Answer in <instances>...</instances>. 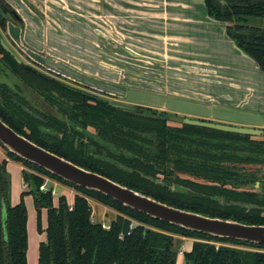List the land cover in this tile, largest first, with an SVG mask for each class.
Returning <instances> with one entry per match:
<instances>
[{
  "label": "trees",
  "instance_id": "trees-1",
  "mask_svg": "<svg viewBox=\"0 0 264 264\" xmlns=\"http://www.w3.org/2000/svg\"><path fill=\"white\" fill-rule=\"evenodd\" d=\"M204 2L208 15L226 22L227 35L264 71V0ZM14 14L0 0V39ZM0 70L6 78L0 82V118L37 145L165 204L264 225V139L171 125L168 113L146 107H113L87 88L65 85L58 77L17 62L1 44ZM40 102L55 112L41 108ZM3 149L8 158L78 192L71 206L63 196L54 205L52 190L40 189L44 179L23 170L38 214L37 229L46 235L39 244L38 264H176L180 248L175 237L194 239L191 249L183 252L185 264H264V243L215 238L150 218ZM5 165L1 160L0 264H26V209L22 199L9 203ZM88 198L116 211L108 229L93 221ZM42 209L45 229L39 222Z\"/></svg>",
  "mask_w": 264,
  "mask_h": 264
},
{
  "label": "crops",
  "instance_id": "crops-1",
  "mask_svg": "<svg viewBox=\"0 0 264 264\" xmlns=\"http://www.w3.org/2000/svg\"><path fill=\"white\" fill-rule=\"evenodd\" d=\"M4 1L15 14L2 39L42 71L119 103L133 87L167 97L146 108L264 130V71L227 35V23L208 15L204 0ZM3 159L11 177L13 159L0 146ZM26 232V264H38L45 232L29 235L27 220ZM175 238L191 249L194 239Z\"/></svg>",
  "mask_w": 264,
  "mask_h": 264
},
{
  "label": "water",
  "instance_id": "water-1",
  "mask_svg": "<svg viewBox=\"0 0 264 264\" xmlns=\"http://www.w3.org/2000/svg\"><path fill=\"white\" fill-rule=\"evenodd\" d=\"M0 44L3 49L13 55L17 62H21L20 58L8 47L2 38L0 39ZM3 81H6V78L0 70V82ZM109 104L116 108L133 109L131 106L118 102L111 101ZM167 119L178 124L185 123L243 135L259 136L263 134V131L258 128L233 126L178 115H168ZM0 145L20 159L32 163L68 183L99 192L120 202L123 206L143 213L150 218L215 238L235 239L253 244L264 243V225L245 224L234 220L210 217L160 202L101 174L80 167L37 145L13 130L1 118Z\"/></svg>",
  "mask_w": 264,
  "mask_h": 264
},
{
  "label": "rangeland",
  "instance_id": "rangeland-1",
  "mask_svg": "<svg viewBox=\"0 0 264 264\" xmlns=\"http://www.w3.org/2000/svg\"><path fill=\"white\" fill-rule=\"evenodd\" d=\"M263 24H264V22H263ZM13 48H15V47H13ZM13 52L24 63H27L28 65H31V66L35 67L36 69L42 71L39 67L36 66V64H34L32 61H30L28 58H26L25 55L20 53V51L17 50L16 48L13 49ZM20 54H22V57L24 59L21 58ZM42 72L49 74V76L51 75V76H54L57 78V76H55L54 74H50V73H47L45 71H42ZM57 79H58V81H60L61 83H64L65 85L71 84L72 86L71 85H69V86L77 88L74 84L70 83L67 80L65 81L59 77ZM126 90H127L126 91L127 92L126 98H129V99H128V101H124L122 104L131 106V107H132V105H140L142 107H151L152 108L153 106H156L157 102H159L160 99L167 98L166 96H161V95L152 93L151 91L140 90V89H136L133 87H128V88H126ZM110 100H112V99H110ZM167 100H170V102L172 101L171 104L176 103V102L182 104L181 100H180V102L178 101V98H172V97L170 98L169 97V99H167ZM112 101L118 102V103L120 102V101H114V100H112ZM185 104H186V101L184 103V106H185V108H187ZM40 106H41V108L46 109L51 113L55 112L52 108H50L49 106H47L43 102H40ZM171 114H175V113H171ZM171 114H169V115H171ZM177 115L183 116L181 113H178ZM187 118H190V117H187ZM194 119H196V118H194ZM168 123L171 125H177L178 124V123L172 122V121H168ZM89 130L94 131L92 128H89ZM235 134H238V133H235ZM239 135H243V134H239ZM244 136H249L251 139H256V140L257 139H264V131H263V134L259 135V136H251V135H244ZM13 162H14L13 163L14 167H13V172L11 173V177H10V173L7 169V166L5 165L6 172L9 176V203L11 201V197L17 198L18 202L22 199V202L25 206L26 214H27V227H28L29 235H31L33 233V236H37V233H38L37 232L38 231V229H37L38 228V214H37L36 209H35L33 196L27 192L28 191V185L24 180L23 170L26 169L27 171H30L32 173H38V175H40L44 179V182H43V185L45 188L44 190H48V189L52 190V196L54 197L53 198L54 203H57V199L59 196H63L65 198L67 204L69 206H71L73 204L74 195H75V193H78V192L73 187H70L66 184L59 182V181L51 179L41 172H36L35 170H33L32 168H29L27 166H21V163L18 161L13 160ZM24 185H26L27 187L25 188ZM258 185H255V188L258 189L259 188ZM88 201H89L90 207L92 209L93 221L101 222L102 224H108L109 221L112 218H114V216L116 215V211L113 208H111L107 205H104L103 203H100V202H98L94 199H91V198H88ZM39 222H40L41 227L45 226V224L47 222L46 212L44 210H42L40 212ZM175 241H176L175 245H177V246L179 245L180 250L181 249L183 250L181 252H178L176 264H185V258H184L183 252H185L187 250L188 246H190V243L188 241L182 243V240H179V239H175ZM227 245L231 246L230 244H227Z\"/></svg>",
  "mask_w": 264,
  "mask_h": 264
},
{
  "label": "built area",
  "instance_id": "built-area-1",
  "mask_svg": "<svg viewBox=\"0 0 264 264\" xmlns=\"http://www.w3.org/2000/svg\"><path fill=\"white\" fill-rule=\"evenodd\" d=\"M40 189H41V190H44V189H45V188H44V185H41V186H40ZM102 226H103L104 228L108 229V228H109V223H108V224H102ZM180 252H181V250H180Z\"/></svg>",
  "mask_w": 264,
  "mask_h": 264
}]
</instances>
